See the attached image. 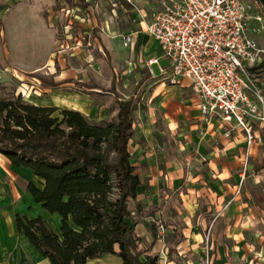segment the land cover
<instances>
[{
    "label": "rangeland",
    "instance_id": "374dc122",
    "mask_svg": "<svg viewBox=\"0 0 264 264\" xmlns=\"http://www.w3.org/2000/svg\"><path fill=\"white\" fill-rule=\"evenodd\" d=\"M159 1L132 0V3L127 2L128 6L124 0H0V96H17L21 93L26 102L32 96L45 97L43 91L38 89V92L41 91L38 95L34 93L36 88L29 87L33 85L23 84L24 81L11 75H17L16 71L23 73L25 70L21 69V65H32L39 67L34 74L47 80H70L56 87L55 92L59 95H66L72 102L75 98L84 99L87 110L98 105L96 114L87 116L91 120L108 121L116 117L114 94L107 90L112 81L121 97L133 98V123L138 117L143 120L157 78L152 77L147 69L148 58L145 60L140 49L136 46L125 47L121 38L125 33L137 31L136 36L141 37L144 45L155 47L142 23L149 20ZM249 1L253 4L252 0ZM252 8L253 14L261 15L262 21L251 20L250 33L264 42V8L259 3ZM135 11L141 15V20L134 19L132 13ZM152 70L159 75L155 65ZM257 81L264 95V71ZM30 92L32 96H29ZM202 132L203 129L200 130ZM196 151L191 149L187 153L191 158L188 161L185 159L188 171L181 185L166 193V200L171 201L166 211L168 217L183 212V199L187 195L197 200L195 213L213 214L210 224L237 201L236 210L240 218L238 221H230V218L225 225L246 226L241 235L245 248L229 246V249L218 252L212 244L208 228L202 237L200 261L204 264L208 259L210 264L220 256L223 263L264 264L263 153L260 150L254 155L249 153L247 166L251 167H247L244 179L238 180L237 175L244 170L242 158L240 165L232 171L237 182L227 180V185H221L220 189L213 185L208 168L204 166L208 163V157H202ZM171 154L172 151L168 156ZM196 175H200L198 181L191 178ZM164 214H161L163 218ZM45 220L51 226L48 217ZM158 223L164 225L163 222Z\"/></svg>",
    "mask_w": 264,
    "mask_h": 264
},
{
    "label": "crops",
    "instance_id": "0c3cea01",
    "mask_svg": "<svg viewBox=\"0 0 264 264\" xmlns=\"http://www.w3.org/2000/svg\"><path fill=\"white\" fill-rule=\"evenodd\" d=\"M158 7L159 2L155 9ZM132 16L134 19L141 20L136 11L132 13ZM142 24L145 25V23ZM151 40L155 47H151L150 44L149 46L144 45L139 35L135 39L134 47L140 49L145 60L151 56H159L157 41L152 37ZM256 40H259V45L264 48L262 39ZM160 63L165 65V59H161ZM154 65L147 66V69L152 70ZM155 66L158 70V66ZM21 67L25 70L23 73L16 71L17 75L15 73L11 75L24 81L23 84L33 85L29 87L37 89L34 93L40 95L43 91L46 94L45 97L38 98V96H32L30 92L29 96L32 97L28 102L49 107L52 105L65 106L89 117L96 114L98 105L87 110L84 99L79 97V99H74L76 104L72 106L74 102L70 101L69 97L55 92L58 85L68 83L70 80L49 79L58 84L47 86L42 84L39 75L34 74L39 67L32 65H21ZM152 71V77L157 80L149 97L151 102L145 111V118L141 120L138 117L133 123V136L128 142L130 158L140 179V188L136 197L129 200L131 217L127 219V222L137 235L146 238V245L151 246L144 252L141 259L147 255L157 259L153 264H202L201 257H199L203 248L202 237L208 228H210L212 244L218 252L229 249V246H234V249L241 248V246L245 248L241 235L246 226L241 228L237 224L233 225L232 222L231 226H226L230 218V221L236 219L238 221L240 218L236 210L237 201L231 203L224 214L218 216L214 223L210 224L213 214L195 213L197 200L192 195H187L183 199V212L179 211L178 215L168 217L166 211L171 201L166 200V193L181 185L188 171L185 159L188 161V158H191L190 155L187 156L189 150L195 149L198 155L208 157V163L204 166L208 168L213 185L221 189V185H227V180H235L232 171L240 165L241 159L244 158L247 140L242 129H234L229 136H226L224 135L226 128L216 121L205 124L199 111L200 98L193 94L187 80H181L180 84H170L163 76H160V71L159 75H156L154 70ZM260 74L258 73L257 77ZM38 89L41 91L38 92ZM202 129L203 132L200 133ZM254 129L256 141L249 148V153L254 155L260 150L264 159V129L256 125ZM171 151L172 154L168 156ZM237 176L240 180L241 174ZM191 178L198 181L200 175L191 176ZM29 181L38 184L39 178L34 176L30 168L13 166L0 153V264H49L28 238L17 231L14 220L16 214L25 215L28 218L40 215L43 219L48 217L52 222L50 227L53 230L59 227L58 214H51L41 204H36L30 192L26 190V184ZM163 212L165 213L164 218L161 215ZM158 221L163 222L165 227ZM156 223L166 229L163 239H160L158 233L153 230V225ZM225 237L231 239L226 240ZM121 262L115 254H106L87 260V264H121ZM210 264L233 263L229 261L223 263L219 256Z\"/></svg>",
    "mask_w": 264,
    "mask_h": 264
},
{
    "label": "trees",
    "instance_id": "16d2710c",
    "mask_svg": "<svg viewBox=\"0 0 264 264\" xmlns=\"http://www.w3.org/2000/svg\"><path fill=\"white\" fill-rule=\"evenodd\" d=\"M264 8V0H256ZM126 5L129 4L124 1ZM264 71V61L252 68ZM42 84L55 86L40 76ZM116 117L91 120L74 109L42 106L17 96H0V153L15 167L30 168L38 184L26 190L36 204L59 216L53 230L40 215L16 214V228L49 264H87L115 254L121 264H153L151 246L129 226V200L140 188L128 142L133 136L132 97L119 95L113 81ZM158 224L153 225L157 232Z\"/></svg>",
    "mask_w": 264,
    "mask_h": 264
},
{
    "label": "built area",
    "instance_id": "2783aa9c",
    "mask_svg": "<svg viewBox=\"0 0 264 264\" xmlns=\"http://www.w3.org/2000/svg\"><path fill=\"white\" fill-rule=\"evenodd\" d=\"M252 1L160 0L144 25V31L159 48V56H151L146 65H157L160 76L170 84L186 79L193 94L200 98L199 111L205 124L216 121L226 128V136L234 129L244 131L247 147L241 180L249 148L256 141L255 125L264 129V95L258 73L252 70L264 61V48L250 33V21L262 18L253 14L252 7L258 2ZM136 34L125 33L123 45L132 48ZM161 59H165V65ZM165 232L158 225L160 239ZM204 264H209L208 259Z\"/></svg>",
    "mask_w": 264,
    "mask_h": 264
},
{
    "label": "bare ground",
    "instance_id": "6f19581e",
    "mask_svg": "<svg viewBox=\"0 0 264 264\" xmlns=\"http://www.w3.org/2000/svg\"><path fill=\"white\" fill-rule=\"evenodd\" d=\"M4 238H5V237H4ZM4 238H3V239H4ZM4 240H6V238H5ZM4 242H5V241H4ZM16 243H17V242H16ZM9 248H10V247H9Z\"/></svg>",
    "mask_w": 264,
    "mask_h": 264
}]
</instances>
